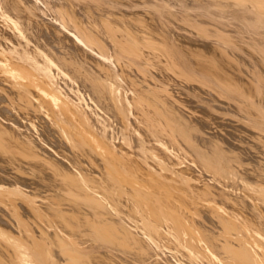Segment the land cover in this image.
<instances>
[{
  "label": "bare ground",
  "instance_id": "6f19581e",
  "mask_svg": "<svg viewBox=\"0 0 264 264\" xmlns=\"http://www.w3.org/2000/svg\"><path fill=\"white\" fill-rule=\"evenodd\" d=\"M0 51V264H264V0H0Z\"/></svg>",
  "mask_w": 264,
  "mask_h": 264
},
{
  "label": "rangeland",
  "instance_id": "374dc122",
  "mask_svg": "<svg viewBox=\"0 0 264 264\" xmlns=\"http://www.w3.org/2000/svg\"><path fill=\"white\" fill-rule=\"evenodd\" d=\"M41 7L43 8L44 5L42 6V3L39 2ZM0 57L2 58L3 57V52L0 51ZM4 58V57H3ZM8 67L10 66L9 63L6 64ZM9 75H11L13 78H17L19 76V74L16 72V71H11L8 73ZM125 100H126V106L128 107V118H129V122H131L132 120H135L134 118V115L132 114L133 112H131V108H130V104L127 100V97H125ZM66 107V106H65ZM75 121V120H74ZM76 122V121H75ZM168 150V149H167ZM152 151V150H151ZM169 153H172L170 150H168ZM153 155L156 157V159H158L160 161V157L158 155H155L154 151H153ZM180 168L176 167V171L179 170ZM201 175L197 174V178H200ZM189 178V177H188ZM196 185V183H195Z\"/></svg>",
  "mask_w": 264,
  "mask_h": 264
}]
</instances>
